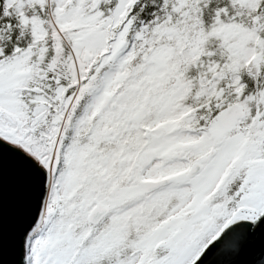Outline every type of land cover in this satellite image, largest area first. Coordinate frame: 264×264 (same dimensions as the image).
I'll use <instances>...</instances> for the list:
<instances>
[{"label":"snow or ice","instance_id":"6c2138e0","mask_svg":"<svg viewBox=\"0 0 264 264\" xmlns=\"http://www.w3.org/2000/svg\"><path fill=\"white\" fill-rule=\"evenodd\" d=\"M0 264H264V0H0Z\"/></svg>","mask_w":264,"mask_h":264}]
</instances>
